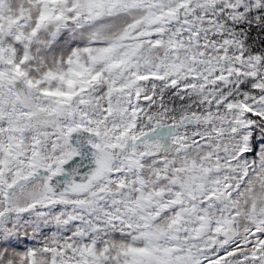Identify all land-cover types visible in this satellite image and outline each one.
<instances>
[{
    "label": "snow or ice",
    "instance_id": "1",
    "mask_svg": "<svg viewBox=\"0 0 264 264\" xmlns=\"http://www.w3.org/2000/svg\"><path fill=\"white\" fill-rule=\"evenodd\" d=\"M0 264H264V0H0Z\"/></svg>",
    "mask_w": 264,
    "mask_h": 264
}]
</instances>
